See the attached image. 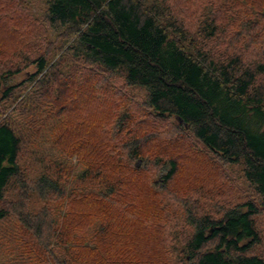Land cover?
Wrapping results in <instances>:
<instances>
[{
  "label": "trees",
  "instance_id": "1",
  "mask_svg": "<svg viewBox=\"0 0 264 264\" xmlns=\"http://www.w3.org/2000/svg\"><path fill=\"white\" fill-rule=\"evenodd\" d=\"M200 152L257 199L175 191ZM256 202L264 0H0V264H264Z\"/></svg>",
  "mask_w": 264,
  "mask_h": 264
},
{
  "label": "rangeland",
  "instance_id": "2",
  "mask_svg": "<svg viewBox=\"0 0 264 264\" xmlns=\"http://www.w3.org/2000/svg\"><path fill=\"white\" fill-rule=\"evenodd\" d=\"M136 92L141 94V91ZM126 94L133 96L129 90H126ZM142 163V160H137L134 165L136 164L139 167ZM195 183H202L213 190L210 199L207 201L200 199V203L213 216L220 214V212L217 214V209L221 211L227 206L255 200L256 198L250 186L245 182L240 166L223 165L217 161L213 162V159L207 157L203 152L196 156H189L181 161L174 190L183 192L186 188H195ZM255 205L258 208V214L254 217V223L261 241L257 247H254L253 253L264 259V213L257 202Z\"/></svg>",
  "mask_w": 264,
  "mask_h": 264
},
{
  "label": "water",
  "instance_id": "3",
  "mask_svg": "<svg viewBox=\"0 0 264 264\" xmlns=\"http://www.w3.org/2000/svg\"><path fill=\"white\" fill-rule=\"evenodd\" d=\"M177 121H178L179 123H181V122H182V120H181L180 118H178V119H177Z\"/></svg>",
  "mask_w": 264,
  "mask_h": 264
}]
</instances>
